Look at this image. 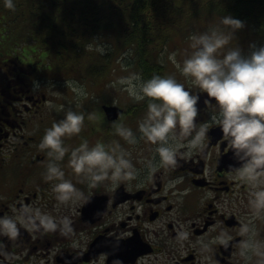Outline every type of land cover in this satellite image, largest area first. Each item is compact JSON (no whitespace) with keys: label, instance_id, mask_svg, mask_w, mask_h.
Returning a JSON list of instances; mask_svg holds the SVG:
<instances>
[{"label":"flooded vegetation","instance_id":"1","mask_svg":"<svg viewBox=\"0 0 264 264\" xmlns=\"http://www.w3.org/2000/svg\"><path fill=\"white\" fill-rule=\"evenodd\" d=\"M249 34L218 55L232 47L248 52ZM251 34L256 47L264 46ZM26 52H7L0 60V216L19 218L15 237L0 235V264H264V213L255 215L250 206L251 185L238 175L241 162L213 119L220 111L214 98L198 85L191 89L200 95L196 128L181 135L177 125L175 137L183 146L175 165L165 166L157 151L142 149L129 156L134 176L108 178L95 187L68 163L71 149L87 135L64 137L69 151L57 163L78 192L61 202L53 191L59 180L46 179L54 157L40 147L58 117L43 88L56 71L38 51ZM175 78L179 82L178 69ZM202 124L207 135L192 148L188 141ZM40 213L56 227H47Z\"/></svg>","mask_w":264,"mask_h":264},{"label":"clouds","instance_id":"2","mask_svg":"<svg viewBox=\"0 0 264 264\" xmlns=\"http://www.w3.org/2000/svg\"><path fill=\"white\" fill-rule=\"evenodd\" d=\"M4 6L14 9L15 0H4ZM221 24L229 26L232 31L213 27L209 31L193 34L190 37L193 51L183 63L177 59L176 52H171L168 58L218 104L219 115L214 114L213 119L221 125L235 157L241 162L238 175L251 185L249 203L254 214L260 215L264 213V46L253 45L254 50L248 55L241 47L228 48L223 56L218 55L229 44L235 30L244 26V21L228 14L221 18ZM99 50L105 51L102 45ZM117 83L123 85L136 101L148 98L147 113L140 121L139 129L144 138L157 144L161 163L175 165L179 147L183 145L173 146L170 137L175 139L177 125L181 135L192 134L196 128L200 95L193 94L191 89L171 75L153 74L144 79L140 73L132 72L113 81V85ZM67 85L80 96L88 94L78 82L69 80ZM89 118H92L91 114ZM84 122L83 112L69 109L64 118L54 121L46 129L40 142V147L49 149L48 155L54 157L48 163L46 179L59 180L53 185V191L61 202L71 200L78 190L70 179L65 178V172L57 161L63 160L69 151L64 137L81 133ZM207 130L208 125L202 124L188 145L192 148L201 145ZM115 131L130 143L136 141L133 129L123 122L115 125ZM129 156L118 141L105 144L98 140L90 145L85 139L71 149L68 163L76 174L87 175L90 187H95L108 178L116 181L121 177L134 176L135 165ZM39 218L47 227H56L48 214L40 213ZM18 219L0 216V235L15 237L19 232ZM63 223L65 228L70 229L71 222L67 217ZM219 239L224 241L223 236ZM260 254L264 255V252Z\"/></svg>","mask_w":264,"mask_h":264},{"label":"trees","instance_id":"3","mask_svg":"<svg viewBox=\"0 0 264 264\" xmlns=\"http://www.w3.org/2000/svg\"><path fill=\"white\" fill-rule=\"evenodd\" d=\"M14 9L9 21L37 43L32 52L38 51L47 65L55 59L61 69L71 63L79 68L83 61L98 65L90 43L101 32L118 31L116 51L132 48L136 72L144 79L167 76L158 51L176 35L185 37L189 21L203 11L243 20L264 44V0H17ZM147 106L148 98L132 111Z\"/></svg>","mask_w":264,"mask_h":264},{"label":"rangeland","instance_id":"4","mask_svg":"<svg viewBox=\"0 0 264 264\" xmlns=\"http://www.w3.org/2000/svg\"><path fill=\"white\" fill-rule=\"evenodd\" d=\"M16 2L17 0H15V5ZM15 13H17L15 9L6 8L4 6V0H0V60L2 54L5 55L7 52H14L16 54H23L26 51L31 52L35 44H37L30 42L27 37L23 36L20 25H15L9 21ZM201 13L204 14H200L189 21V26L186 28L187 35L185 37L176 35L166 46L164 45L162 47L161 51H158L159 62L164 65L167 76H175V71L178 69L169 60V54L176 52L177 59L183 63V60L193 51L191 48L192 41L190 39L193 34L209 31L213 27H220L225 31H232L229 26L221 24V18L224 15L218 14V12L208 13L203 11ZM11 15L12 17L10 18ZM252 32V28L244 24L242 28L235 30L230 40L236 41L240 37H245L246 34L250 33L249 41L252 43L249 49H247L248 52H245V55L250 54L254 50L253 45H257L255 37L251 34ZM42 36L43 33L37 34L35 37L37 40L35 41L39 42ZM116 37L120 38L118 31L117 34L115 31H104L93 38L89 48L100 61L98 65L90 61H83L79 65V68L71 63L66 68L61 69V65L53 59L51 64L54 66V71L56 72L46 76L48 78L43 80L44 87H42L46 89V92L53 99V104L49 106L54 116L58 115L55 121L64 118L69 109L85 114L84 127L81 133L87 135L85 139L89 141L90 145L95 144L99 139V141H103L105 144H112L116 139V142L118 141L122 146V150L129 154L139 152L142 149L157 151V144L144 138L139 129V123L147 113V107L143 111L139 110L134 114L131 107L142 105L143 101H136L133 97L129 96L124 90L123 85H119L118 83L113 85V81H117L118 77L127 76L132 72H136L135 55L132 48L128 47L124 51L119 50L117 52L116 46L118 44L116 43ZM101 45L105 49L103 52L99 50ZM97 70H101L103 73L98 74ZM178 70L179 82L192 89L196 85L192 82V78L184 75L180 69ZM69 80L78 82L84 86L88 94L86 96H80L73 92L71 87L67 85V81ZM115 104L119 105L125 111V114L121 116L119 122L113 123V121H109L105 117L103 107L113 106ZM90 114L92 115L91 119L89 118ZM132 114H134V119L130 118V116H133ZM120 122H123L125 126L133 129L136 136L134 143H130L115 131V125ZM106 129L111 130V134L106 135ZM170 143L176 146L179 145V140L176 137L175 139L170 137Z\"/></svg>","mask_w":264,"mask_h":264},{"label":"water","instance_id":"5","mask_svg":"<svg viewBox=\"0 0 264 264\" xmlns=\"http://www.w3.org/2000/svg\"><path fill=\"white\" fill-rule=\"evenodd\" d=\"M103 111L106 115V118L109 121H114L116 120L122 113H123V109H121L118 106H104L103 107Z\"/></svg>","mask_w":264,"mask_h":264}]
</instances>
